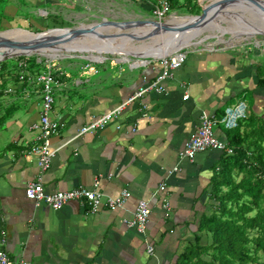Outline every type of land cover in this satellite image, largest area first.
Returning a JSON list of instances; mask_svg holds the SVG:
<instances>
[{
    "label": "crops",
    "instance_id": "crops-1",
    "mask_svg": "<svg viewBox=\"0 0 264 264\" xmlns=\"http://www.w3.org/2000/svg\"><path fill=\"white\" fill-rule=\"evenodd\" d=\"M1 1L6 12L16 15L19 5ZM84 1L19 0L45 23L39 26L25 20L12 27L31 32L61 23L69 27L74 23L73 14L85 10ZM104 1L90 3L101 5ZM109 1L110 10L122 1V7L128 9L117 8L120 14L129 10L128 17L142 19L157 2ZM220 48L188 50L182 64L161 84V92L145 93L103 128L81 135V127L152 82L160 70L157 61L132 58L109 60L100 66L77 62L44 65L35 73L48 70L53 74L56 83L49 117L62 122L63 128L49 139L54 153L41 174L35 156L29 153V127L40 108L39 88L17 82L20 87L15 86L12 93L20 94V105L5 107L0 125V250L9 260L29 264H175L199 234V217L212 209L209 192L224 155L231 154L229 141L239 140V134L251 130L242 122L245 117L264 118V87L257 86L258 70L264 66L261 50ZM240 102L245 117L236 123L243 124L224 127L219 120L225 109ZM202 113L216 121L213 134L230 153L207 149L189 161L181 158L180 152ZM38 178L44 193L75 187L90 190L97 181L96 190L104 196L114 197L126 190L129 197L122 209L114 211L101 207L90 213L86 204L75 201L57 210L35 207L23 190L27 182ZM160 185L164 186L162 192ZM162 198L167 202V216ZM138 200L146 201L150 211L143 235L123 223ZM200 241L206 242L204 238ZM146 243L152 246L151 255L146 253Z\"/></svg>",
    "mask_w": 264,
    "mask_h": 264
},
{
    "label": "trees",
    "instance_id": "trees-1",
    "mask_svg": "<svg viewBox=\"0 0 264 264\" xmlns=\"http://www.w3.org/2000/svg\"><path fill=\"white\" fill-rule=\"evenodd\" d=\"M164 1L169 10L177 4V0ZM191 1L186 0V4L195 3ZM191 6L192 10H198L196 5ZM25 60L23 63L30 73L44 66L42 61ZM3 64L0 62V74ZM257 75V86L264 87V66L259 68ZM13 81L19 82L17 75ZM242 122L252 128L239 134V140L229 141L231 154L224 155L212 180L209 192L212 209L199 217V234L179 254L175 264H264V118L251 114ZM240 124L243 123L237 122L235 127L239 128ZM202 238L206 242L201 243Z\"/></svg>",
    "mask_w": 264,
    "mask_h": 264
},
{
    "label": "built area",
    "instance_id": "built-area-1",
    "mask_svg": "<svg viewBox=\"0 0 264 264\" xmlns=\"http://www.w3.org/2000/svg\"><path fill=\"white\" fill-rule=\"evenodd\" d=\"M168 12V5L164 0H158L151 8L152 17L157 21H163ZM222 47V46H221ZM206 50L217 51L219 48L210 47L207 49L202 48H182L167 56L153 60L157 61L160 70L154 80L146 85L139 87L131 97L127 100L115 105L106 113L95 118L90 123L81 127L78 131V135L85 134L87 132H93L104 127V125L114 119H116L127 104L131 101L141 97L149 91L161 92V84L170 76L171 72L177 69L185 59V54L188 50ZM48 66L45 64V67ZM17 78L20 82H24L26 85H33L39 88L40 93V108L38 117L30 125V131L32 133V141L29 148V153L35 156V166L38 173H44L48 167L53 156L54 150L49 147V139L52 136L58 134L63 128V124L60 121L53 120L49 117L51 106L53 103L52 88L56 81L53 78L51 71H43L39 73H30L26 70V66L23 62L18 63ZM186 96H184L185 98ZM245 117L244 104L242 102L236 103L225 109L219 122L226 128H232L236 125V121ZM216 121L207 114L202 113L198 119V125L194 132L189 136L185 142L183 149L180 152V157L191 161L193 157L199 153L206 151L207 149H215L218 151H225L230 153L229 149H226L225 145L218 141L213 134V127ZM176 168H173L172 171ZM97 181H94L92 189H85L83 187H75L70 190L55 191L53 193H44L42 190L40 179L38 178L34 182H27L23 194L24 197L31 201L35 207L44 205L52 210L60 209L68 202L75 201L79 204H86L90 213L98 211L101 207L106 208L109 211L122 209L125 201L129 197V192L121 190L114 197L104 196L96 190ZM159 191L164 190V186L158 187ZM162 208L164 216H167V202L162 198ZM149 207L146 201L138 200L134 207L131 216L128 219H124L123 223L126 227L134 229L138 234L143 235L145 232L146 222L149 215ZM146 253L152 254V246L146 243ZM0 264H29L25 261H11L7 255L0 250Z\"/></svg>",
    "mask_w": 264,
    "mask_h": 264
},
{
    "label": "rangeland",
    "instance_id": "rangeland-1",
    "mask_svg": "<svg viewBox=\"0 0 264 264\" xmlns=\"http://www.w3.org/2000/svg\"><path fill=\"white\" fill-rule=\"evenodd\" d=\"M145 1L149 3L152 2V0H145ZM219 1L220 0H195V1L192 0L191 2H195V3L187 5L186 0H177V4L173 7V9L168 10L167 15L163 19L162 22L165 25H170L174 27V25H177L176 23L168 24L166 23V21L170 20L173 17L182 18L184 16L197 15L200 13L202 5H208V3H216ZM13 2H15L16 5H19V7L16 8L18 9V11H16V15L14 14V12H6V10H4L5 8L4 1L0 0V9H2V11L0 12V31L11 29V28H18V27H12L13 24H16V25L24 24L25 20L29 22V24L32 23L34 25H39V26H41L42 24L44 25L45 23L44 19L37 18L34 15V13H29L25 7H22V4L25 3L24 1L23 2L20 1L22 3L21 4L19 0H7L8 6H10L11 3ZM125 3H127V5L130 4L129 1ZM111 4L112 2H110L109 0L104 1L101 5L96 4V3L92 4L90 3V0L84 1L83 7L85 8V10H82L79 14H73L72 18H73L74 23H72V25H69V27H74L78 25H88L91 23L99 22V21H121V20H129V19H142L140 17H137V18L128 17L127 15L129 13L128 12L129 10H125L127 14L124 12L120 14L121 12L117 10V8L128 9V8L122 7V5H124L122 1L115 3L113 5L114 9L112 10H110ZM191 5H194V6L196 5L198 7V10H195V11L192 10L193 7ZM190 8L192 11L190 10ZM85 14L87 15L92 14V15L87 16ZM216 16H214L213 18H215ZM249 16L250 14L245 13L243 11L232 10L231 16L230 18H228L230 20H228L227 22H221L218 24L209 25L207 28L201 29L197 33V35L194 37V40L191 42L190 46H186L184 48L207 49L210 47H216L217 43H221L220 46L222 47H237L245 51L247 50L251 52H253L254 50L256 51L260 49L261 50L260 52L262 54L260 57L264 61V36L255 35L254 37L253 36L249 38L245 37L246 35H244V33L248 32L250 29H254L251 27L253 25L241 27L240 29L234 28V25H236L234 21H236V19H240L242 21L243 19L249 20ZM143 18L155 20L149 13H147V15H145ZM61 25L64 26L63 23H61ZM147 25H149V27H145L143 29H149V30L156 29L155 26L157 24L148 23ZM62 26L56 25L55 27H52V28H69V27H62ZM31 29L33 30V28ZM108 29H111V28H108ZM142 30H139V29L122 30L120 33L116 32V36L112 38L116 40L114 42H122L126 46L133 45V46L140 47V46L147 45V44H149V46L158 44V40L157 38H155L156 36H154V38L151 37L150 39H147L143 36L140 39H136L133 41L131 40L127 41L126 38L128 37L129 33L134 32V33L143 35L142 32H145V31H142ZM114 31L115 30L112 29L110 33ZM102 33L107 34V31L106 32L103 31ZM172 35L173 34H167L168 38ZM104 43H107V42H104ZM65 54L69 55L70 57H62V55H65ZM65 54L61 51L52 50V51L45 52L44 55L32 53L29 55L21 56V57H24L22 59L15 57V58H11V59H7L3 61L4 68L3 70H1L2 73L0 74V84L2 85V87L0 86V93L2 94V96L0 97V117L3 115V110L5 107H11L12 109H15L20 105V94L18 95V93H12V89L15 86H16L15 87L16 89L20 87V84H19L20 82L19 83H17L16 81L14 82L13 79L18 74V71H19L16 69V64L18 62L26 61L25 58L28 60L35 59V60H38V62L42 61V66L45 64L47 65L49 64L53 66L54 65L57 66V64H59L61 66H66L67 63H74V62L80 63L84 66L90 65V64L100 66L102 64L103 65L108 64L109 60L120 58V56H116V55H108V54L100 55L101 57H103V60L99 61V63H95V62H90L87 59L82 58V56H86V54L81 55V53H76V52L75 53H65ZM49 58H56V59H49ZM129 59L132 60V58H129ZM262 147L264 148V142L262 143ZM262 260L264 261V257L262 258Z\"/></svg>",
    "mask_w": 264,
    "mask_h": 264
},
{
    "label": "water",
    "instance_id": "water-1",
    "mask_svg": "<svg viewBox=\"0 0 264 264\" xmlns=\"http://www.w3.org/2000/svg\"><path fill=\"white\" fill-rule=\"evenodd\" d=\"M225 8H229L231 11H243L250 14L249 20L243 19L242 21L240 19H236V25L238 27L253 25L254 29H250L247 33H244V35H248L249 37L255 35L264 36L263 0H220L216 3H208L207 7H202L200 13L197 15L184 16L185 18H189L188 23L174 25V27L165 25L161 21L145 18L121 21H99L88 25H78L69 28H52L40 32H29L21 28L2 30L0 31V34L15 31L17 33L25 32L29 36L26 38H19L17 35L11 38L0 36V62L32 53L41 55V52L51 50H57L65 53L76 52L97 55H116L120 56V58H126L127 60L129 58H133L135 60L159 59L186 47L184 46V40L187 38V36L198 27L205 24L207 20L213 18L217 14H220L221 11L225 10ZM148 23L160 25L162 31L167 32L175 30L176 34L172 37L170 36L168 39H166V41H163L162 44L154 46L145 52L127 50L125 47H115L112 44V47L109 45L107 46V48L109 47L107 50H103L99 47L91 45H80L81 43L78 42V39L88 34L97 35L102 39V41L105 42L108 40L109 42L110 38L108 35H103V29L112 28L115 31H122L132 29L133 27H140ZM142 37L143 35L141 34L131 32L126 39L127 41H133ZM220 44L221 43H217L216 48L221 47ZM82 46L86 49L82 50ZM87 60L94 62L88 58Z\"/></svg>",
    "mask_w": 264,
    "mask_h": 264
},
{
    "label": "bare ground",
    "instance_id": "bare-ground-1",
    "mask_svg": "<svg viewBox=\"0 0 264 264\" xmlns=\"http://www.w3.org/2000/svg\"><path fill=\"white\" fill-rule=\"evenodd\" d=\"M158 1V0H157ZM203 8L207 7V5H202ZM169 10V9H168ZM223 12V13H222ZM231 10L229 8H225V10L221 11L220 14H218L215 18H211L209 20H207V22L203 25H201L200 27H198L196 30H194L193 32H191L187 38L184 40V46H190L191 42L194 40V37L197 35V33L201 30V29H205L207 28L209 25H213V24H218V23H221V22H227L228 18H230L231 14H230ZM167 15V14H166ZM237 16V15H236ZM240 16V15H239ZM234 18V17H233ZM236 19V18H235ZM157 21V20H156ZM189 21V18H185V17H182V18H179V17H173L171 18L170 20L166 21V23L170 24V23H176L177 25L178 24H183V23H188ZM162 22V21H161ZM234 23H236V21H234ZM245 25V24H244ZM145 27H149V25L147 24H144L140 27H133L132 29H139V30H142L143 28ZM156 29H143L142 31H145V32H142L143 36L147 39H150L151 37L154 38V36H156L155 38H157L158 40V44L157 45H160L163 43V41H166V39H168V36L167 34H173L172 36H174L176 34V31L175 30H171V31H162L161 28H160V25H156L155 26ZM241 27H245V26H241ZM241 27H238L237 25H234V28L236 29H240ZM253 28V26H251ZM131 29V30H132ZM259 29V28H258ZM112 30L111 29H108L106 28V30L103 29V31H107V34H103V35H108L109 36V42L108 40L105 41L107 43H104V41H102V39L97 36V35H94V34H88L86 36H83L82 38L78 39V42L81 43L80 45H91V46H95V47H99L100 49H103V50H107V46L109 45H113V46H117V47H125V49L127 50H132V51H136V52H145L147 50H149L150 48L154 47V46H157V45H152V46H149V44L147 45H143V46H133V45H130V46H126L125 44H123L122 42H114L116 41L114 38V36H116V32L117 33H120L121 31H114L112 33H110V31ZM215 31V30H214ZM141 32V31H140ZM153 32V33H151ZM247 33V32H246ZM15 35L19 36L20 37H23V38H26L28 37L29 35L25 32H20V33H17L15 31L13 32H7V33H1L0 36H5V37H8V38H11V37H14ZM171 36V37H172ZM245 37L249 38L248 35H246ZM254 37V36H253ZM221 42V41H219ZM199 43V42H198ZM196 44V43H195ZM226 44V43H225ZM111 45V47H112ZM69 46V45H68ZM70 47V46H69ZM83 47V46H82ZM86 48L83 47L82 50H84ZM52 51V50H51ZM45 52H48V51H44V52H41V55H44ZM65 54V52H63ZM82 54H86V53H81ZM62 57H70L69 55H62ZM77 57V56H76ZM84 59H90V60H93V61H102L103 60V57H101L100 55H97V54H86V56H82ZM120 61H123V62H126L127 59L126 58H120L119 59ZM151 60H156V59H151Z\"/></svg>",
    "mask_w": 264,
    "mask_h": 264
}]
</instances>
